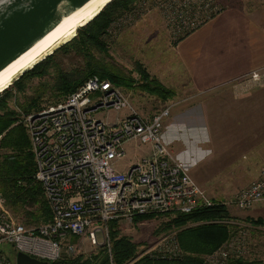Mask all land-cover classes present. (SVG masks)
<instances>
[{"label":"built area","instance_id":"2783aa9c","mask_svg":"<svg viewBox=\"0 0 264 264\" xmlns=\"http://www.w3.org/2000/svg\"><path fill=\"white\" fill-rule=\"evenodd\" d=\"M225 10L223 0H137L111 23L107 37L113 39L145 15L157 13L172 40L179 43ZM231 86L238 94L264 87V68L239 77ZM172 107L141 115L122 88L94 75L63 101L20 115L36 162L35 178L52 217L44 224L28 226L14 216L0 192V243L12 244L17 253L46 262L65 256L89 257L106 249L110 264H115L111 223L130 228L140 216L190 214L219 204L248 212L264 205V168L228 205L208 196L164 142ZM110 110L127 114L113 121L98 114ZM3 138L0 134V163ZM132 143L149 150L121 172L118 163L126 158L125 146ZM231 224L239 229L202 257L201 264H229L250 257L256 245L251 232L264 229ZM184 254L179 231L170 230L125 264L143 258L175 260ZM0 264H11L1 251Z\"/></svg>","mask_w":264,"mask_h":264},{"label":"trees","instance_id":"16d2710c","mask_svg":"<svg viewBox=\"0 0 264 264\" xmlns=\"http://www.w3.org/2000/svg\"><path fill=\"white\" fill-rule=\"evenodd\" d=\"M137 0H112L88 24L77 31V35L61 46L54 54L47 56L32 69L26 71L8 89L0 95V134H4L1 146L2 161L0 163V192L7 200L9 208L20 221L28 226H38L48 222L52 217L51 208L44 195L41 184L36 180V162L32 152L30 138L25 127L20 123L19 113L9 107V102L18 94H25L28 83L35 78H43L56 68L54 89L66 98L82 86L90 77L96 75L108 79L123 90L140 89L162 102L173 99L175 91L166 87L136 63L139 78L126 72L117 63L108 61L109 48L107 30L112 22L131 9ZM59 52H74L85 60L81 70L66 73L54 62ZM101 54L102 58H96ZM41 94L33 96L26 105L20 107L27 114L39 106ZM165 221L153 231V239L161 233L178 230L179 239L185 254L175 260H151L143 258L136 264H201L202 257L212 253L224 244L239 229L236 224L225 223L230 219L226 205L219 204L201 208L190 214L140 216L133 227L119 228L111 223L112 254L115 264H125L136 258L141 245L146 242H133L129 235L122 231L145 229L157 219ZM167 218V219H166ZM250 224L264 225V222L247 219ZM155 237V238H154ZM147 242L146 244H148ZM16 252V251H15ZM261 261L240 259L229 264H259ZM48 264H110V256L106 249H100L89 257L65 256Z\"/></svg>","mask_w":264,"mask_h":264},{"label":"crops","instance_id":"0c3cea01","mask_svg":"<svg viewBox=\"0 0 264 264\" xmlns=\"http://www.w3.org/2000/svg\"><path fill=\"white\" fill-rule=\"evenodd\" d=\"M175 48L189 90L201 95L184 111L178 108L174 113L175 118L182 117V123L201 132L192 137L199 145L198 152L187 158L189 163L177 159L189 174V165H204L197 179H216L222 187L238 192L255 181L264 168V87L238 94L231 86L239 77L264 68V0H255L249 9L228 7ZM214 110L217 116L210 117ZM165 131L164 142L170 146ZM204 150L209 154L206 159ZM187 156L191 154L186 152ZM238 215L245 218L234 220L238 224H250L247 219L264 222V205ZM253 226L264 229V225ZM255 244L248 259L264 264V243L259 245L255 240Z\"/></svg>","mask_w":264,"mask_h":264},{"label":"rangeland","instance_id":"374dc122","mask_svg":"<svg viewBox=\"0 0 264 264\" xmlns=\"http://www.w3.org/2000/svg\"><path fill=\"white\" fill-rule=\"evenodd\" d=\"M223 1L226 9L234 5L249 9L254 5L255 0ZM256 1L258 2V0ZM61 7L62 11L59 14H56V17L66 12L70 7V4H65ZM107 41L109 52L108 56L105 58L106 60L117 63L126 72L133 73L136 78H139L138 73L136 72V63H140L151 77L156 78L166 87L175 91L176 95L173 99L162 102L158 98L148 95L140 89H124V93L129 97L133 106L141 115L144 116L153 114L155 111L166 105L170 106L173 104L171 117L169 118L165 131V140L168 142L177 158L179 157L184 159L189 163L187 158L193 157L191 152L197 151L199 145V142L198 144L194 141L192 142V137L201 133L199 132L200 128L189 127L185 123H182L180 120L182 117L179 119L175 118L176 116L174 117V113H176L178 108L179 112L184 111L186 106L195 102L198 97H201V95L197 94V96H195L189 90L186 74L184 73L182 65L177 58V50L175 48L176 42H174L170 37L158 14L151 13L149 15H145L133 25L120 31L113 39ZM96 58L101 59V54H96ZM54 62L66 73L81 70L85 66V60L74 52H59L55 56ZM50 70L51 71L48 76L31 80L27 85L25 94H18L16 99L9 102V107L19 113V117L20 115L27 114L23 111L20 105L24 103V105H26V103H28L33 96H36L39 93L41 94V98L38 101L39 106L34 111L57 104L58 102L64 100L63 96L54 89L55 77L57 74L56 68H52ZM3 93L4 92L0 93V95ZM98 114L101 117H108L109 120L113 121L117 116H121L122 118L127 113L126 111L117 113L116 111L110 110L109 113L100 111ZM212 116H217L215 110L210 114V117ZM219 116L222 117L223 114L221 113ZM125 148L127 153L126 158L118 163V169L121 172H125L132 162H135L139 158L145 156L149 150L144 146L137 147L134 143L127 144ZM186 152H189L191 156L186 157ZM207 153L208 151L204 150L203 157H205ZM208 156L209 154L205 157V159ZM200 165V163H197L195 165L188 166L191 176L202 187V189L206 191L209 197L216 199L218 202L221 200L231 203L237 193V190H233L229 187H222V185L216 183V179L207 181L206 176L204 179H197L196 176L201 174V169L204 168V165L201 166L202 168ZM227 208L231 218L225 220V223H235L237 219H245L244 216L242 217L238 215L239 211L234 206H227ZM14 216L16 217L15 214ZM16 218L18 220L20 219L21 221H25V218L21 216ZM164 221V218L157 219L150 222L152 225L145 227V229H130L122 231V233L129 235L132 241L138 244L141 242H151L154 240H152L153 231L155 232V230H157ZM251 233L253 239L256 240L259 245L264 243V232L262 233V231L260 232L258 230L252 231ZM146 243H141V248H144L147 245ZM85 248H87V250L91 249L90 246H86ZM0 251L10 259L11 264H16L17 252H15L12 244L5 242L0 243Z\"/></svg>","mask_w":264,"mask_h":264},{"label":"water","instance_id":"95a60500","mask_svg":"<svg viewBox=\"0 0 264 264\" xmlns=\"http://www.w3.org/2000/svg\"><path fill=\"white\" fill-rule=\"evenodd\" d=\"M78 1L0 0V67L25 48L37 35L56 24L61 16L72 9ZM65 4H70L68 10L56 17V14L62 11L61 6ZM58 49L54 50L50 55L54 54ZM33 67L20 73L12 81L11 85ZM16 264H48V262L37 260L19 252L16 255Z\"/></svg>","mask_w":264,"mask_h":264},{"label":"bare ground","instance_id":"6f19581e","mask_svg":"<svg viewBox=\"0 0 264 264\" xmlns=\"http://www.w3.org/2000/svg\"><path fill=\"white\" fill-rule=\"evenodd\" d=\"M112 0H79L59 21L37 35L25 48L0 67V93L11 86L12 81L60 46L71 41L78 29L88 24Z\"/></svg>","mask_w":264,"mask_h":264}]
</instances>
